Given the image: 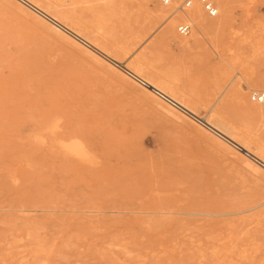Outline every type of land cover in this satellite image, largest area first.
<instances>
[{
    "label": "rangeland",
    "instance_id": "obj_1",
    "mask_svg": "<svg viewBox=\"0 0 264 264\" xmlns=\"http://www.w3.org/2000/svg\"><path fill=\"white\" fill-rule=\"evenodd\" d=\"M33 1L85 41L0 0V264H264V169L204 123L218 111L264 154V0H222L185 46L158 0Z\"/></svg>",
    "mask_w": 264,
    "mask_h": 264
},
{
    "label": "bare ground",
    "instance_id": "obj_2",
    "mask_svg": "<svg viewBox=\"0 0 264 264\" xmlns=\"http://www.w3.org/2000/svg\"><path fill=\"white\" fill-rule=\"evenodd\" d=\"M19 1L22 4H24L26 7H28L29 9L33 10L41 18H43L44 20H47L51 24L52 28H54V30H56V32H58L59 34H61L65 38H69V39H71V38L73 39L74 38L75 40L85 41L83 38H81V36H79L77 31H75L74 29L68 28L65 25H63L55 16L50 15L47 12V10L41 9L33 0H19ZM214 1H215V5H216L215 6L216 12L218 11V12H220V14L222 12H224L225 7L223 5L222 0H214ZM160 5H162V4H160ZM58 6H60V5H58ZM161 7H163V8H161ZM161 7L154 8L151 11L149 10L151 16H153V19L155 21L158 19V22H159V20H160L158 28L161 31V35L164 36V37H169V36L176 37L178 39V41H179L178 43L181 46L187 45L188 38L185 37V36H182V35L181 36H177V35L175 36L174 35L173 26H174L175 23L178 22L179 24H188L189 26L191 25L193 27V29H191V27H190V31H189L188 34H190V32H192L191 33V37L193 39H196V38H199V37L201 39H204L205 36L208 34V32L210 30H212L213 28H216L221 23V21L218 18L217 19H211V20L207 19L205 17V15H204V11H203L201 5L197 1H193L192 4L188 8H182L181 5L176 0H170V3L168 5H166V6L162 5ZM90 53L95 58L98 57V59L101 58L100 60H106V62L107 61L110 62L109 59H111V58L108 55H106L107 58H104L102 56L103 51L99 50L98 48H96L94 46H93L92 50L90 51ZM126 66H127L126 64H121V68H123V70L126 72L125 74H128L130 77L134 78L135 80L136 79H138V81L140 80L143 83V85L146 87V91L148 92V94L158 96L160 98V101L164 100L163 102L167 103L170 107L173 106V107H175L177 109H181V111L185 115H187L188 117L193 118V119L195 118L194 117V116H196L195 113L193 111H191V109H189V107H187L184 103H182L181 101L176 100L175 97L173 96V94L169 91V89H167L165 87V85L163 86L162 84H158L157 82L152 81L148 77H146V78L143 77L142 78L141 77L142 72H141V70L138 67H133V68H131V70H129ZM249 89H251V88H249ZM253 91L254 90H252L251 92H253ZM221 93L222 92L220 90V93H218V96L216 97L214 103L219 99V97L221 96ZM242 98L243 97H241L239 95V101L243 100L242 102H244V99H242ZM249 101H250V99H249ZM245 102L248 103V101H246V100H245ZM250 103L253 106L252 109L254 110V111L252 110L251 113L254 112V114L258 117L259 120L264 121V105L263 104L254 103V102H251V101H250ZM166 109H167V107H166ZM218 109H220V108H218ZM250 110H251V108H250ZM168 111H171V109L168 110ZM171 113H173V112H171ZM256 116H255V118H257ZM253 117H254V115H253ZM204 123H206V125H207L206 128L208 130H210L211 132H213L216 136L221 138L222 141L226 142L227 144H229V145H231L233 147H236L235 145H238L239 147H237V149L239 151H241V153H242V154L240 153L241 156L245 157V156L251 155L253 157L252 160L257 164V166L259 165L260 169H261V167L264 169V154L262 153L263 151L260 152L258 150V148L252 149L245 142H241L240 140L239 141H240L241 144H238L237 143L238 141L236 142V140H237V138L235 136L236 134H234V132L230 131V129L227 127V125L225 124L223 119L220 117L218 111L215 110L213 115H212V118H209L208 121L204 120ZM215 140H216V138H215ZM244 140H245V138H244ZM252 145H254V144H252ZM246 162H247V160H246ZM247 164L250 165L251 163L247 162ZM257 169H259V168L257 167ZM251 209L252 208L245 209V210H239L237 212L235 211V212L211 213V214L212 215H218V216L219 215L225 216V215H232V214H236V213H241V212H244L246 210L247 211H249V210L251 211Z\"/></svg>",
    "mask_w": 264,
    "mask_h": 264
},
{
    "label": "built area",
    "instance_id": "obj_3",
    "mask_svg": "<svg viewBox=\"0 0 264 264\" xmlns=\"http://www.w3.org/2000/svg\"><path fill=\"white\" fill-rule=\"evenodd\" d=\"M160 4L166 6L170 3V0H158ZM182 8H188L193 1H197L203 11L209 16L214 17L216 15V9L210 0H176ZM178 34L182 36L188 35L190 31V26L188 24H179L176 28ZM249 99L251 102L263 104L264 105V91H253L249 94Z\"/></svg>",
    "mask_w": 264,
    "mask_h": 264
}]
</instances>
